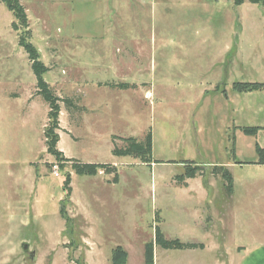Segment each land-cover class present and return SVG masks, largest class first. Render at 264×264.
<instances>
[{"label": "rangeland", "instance_id": "1", "mask_svg": "<svg viewBox=\"0 0 264 264\" xmlns=\"http://www.w3.org/2000/svg\"><path fill=\"white\" fill-rule=\"evenodd\" d=\"M20 2L29 41L49 69L43 80L79 108L60 103L57 149L67 159L116 166L118 181L76 176L46 153L48 107L0 3V264H112L117 247L123 264H145L147 244L152 264H238L240 246L264 243V165L255 152L264 149V90L232 88L264 83V5ZM241 128L259 130L252 137ZM148 133L150 165L112 155L113 137L140 142ZM188 163L202 167L207 199L199 180L188 190L174 181ZM215 166L231 174L229 199L221 177L210 174ZM67 174L70 227L59 215ZM155 226L166 239L208 249L163 250L154 245Z\"/></svg>", "mask_w": 264, "mask_h": 264}, {"label": "trees", "instance_id": "2", "mask_svg": "<svg viewBox=\"0 0 264 264\" xmlns=\"http://www.w3.org/2000/svg\"><path fill=\"white\" fill-rule=\"evenodd\" d=\"M0 3L4 5L6 10L12 15L14 22L12 23V29L15 31H20L18 35V46L23 50L27 56V60L30 64L31 71L35 77V95L41 97L48 107L47 112V122L43 129V138L46 153L50 155L60 167H64V164H69L71 171L76 176H88L94 177L98 173H103L104 175L111 176V182L117 183L118 181V170L116 166L111 164H100V163H82L75 159H67L63 156L62 152L57 149V144L59 142V113H60V103L66 102L68 108L73 110H78L76 101H70L69 99H62L57 97L49 85L43 80V75L49 71L40 60L35 47L29 41L30 31L26 12L20 2V0H0ZM244 3H249L252 5H264V0H233L234 6H240ZM112 89H135V85H130L127 83H106ZM232 88L237 93H252L264 90V83H234ZM241 132L245 136H255L259 128H241ZM120 140L122 146L115 145L116 141ZM112 142L114 148L112 150V155L117 158L131 157L140 161L141 164L150 165L152 163V145L151 136L148 133L143 141L137 142L134 138L121 139L118 137H113ZM255 152L258 157L256 164L264 165V149L255 145ZM185 172L183 175L176 176L174 181L178 185L186 186V181L193 179L196 176L203 177V169L201 166L194 165L191 163L185 164ZM210 174L215 176H220L223 180V192L226 198L229 199L232 195V177L230 172L226 167H213ZM70 175L67 174L63 182V191L65 192V198L61 201V206L59 210L60 217L64 220L65 226L70 227V219L67 217L64 209V202L67 200L71 193L70 189ZM204 187L205 182L203 183ZM158 223V222H157ZM154 245L163 250H196L203 249L202 244H190L182 243L178 239H165L158 226L154 228ZM118 255V257H117ZM120 256V257H119ZM126 254L120 248L117 247L112 254L111 262L112 264H123L125 262ZM71 260V258L69 259ZM144 260L145 264H152V245L147 244L144 249Z\"/></svg>", "mask_w": 264, "mask_h": 264}, {"label": "crops", "instance_id": "3", "mask_svg": "<svg viewBox=\"0 0 264 264\" xmlns=\"http://www.w3.org/2000/svg\"><path fill=\"white\" fill-rule=\"evenodd\" d=\"M103 84V83H102ZM60 131V130H59ZM58 131V133H59ZM60 141V140H59ZM59 144V142H58ZM57 144V145H58ZM112 165V164H111ZM97 176V175H96ZM95 177V176H94ZM195 180H199V192L202 196H204L205 199L208 198V193L204 188L203 183L200 180V177L196 176L193 179H189L186 181V186H183V188L185 190H188L191 184V181H195ZM192 193L191 191L188 192V194ZM220 230L221 232H223L224 234V224L221 223L220 224ZM165 238V237H164ZM166 239V238H165ZM178 240L182 243H190V244H202L203 245V249H208V247L203 244V243H197V242H193V241H181L182 239L178 238ZM215 245V244H214ZM205 246V247H204ZM215 247H217V245H215ZM240 261L238 264H264V243L263 244H256L253 245L251 248H245L243 249L242 246H240ZM183 252H191L192 250H182Z\"/></svg>", "mask_w": 264, "mask_h": 264}, {"label": "built area", "instance_id": "4", "mask_svg": "<svg viewBox=\"0 0 264 264\" xmlns=\"http://www.w3.org/2000/svg\"><path fill=\"white\" fill-rule=\"evenodd\" d=\"M53 174H54L55 176L58 175V174H57V166H56V164L53 166Z\"/></svg>", "mask_w": 264, "mask_h": 264}, {"label": "water", "instance_id": "5", "mask_svg": "<svg viewBox=\"0 0 264 264\" xmlns=\"http://www.w3.org/2000/svg\"><path fill=\"white\" fill-rule=\"evenodd\" d=\"M25 249V248H24Z\"/></svg>", "mask_w": 264, "mask_h": 264}]
</instances>
